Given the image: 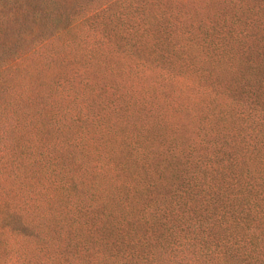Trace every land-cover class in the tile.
<instances>
[{
	"label": "trees",
	"instance_id": "trees-1",
	"mask_svg": "<svg viewBox=\"0 0 264 264\" xmlns=\"http://www.w3.org/2000/svg\"><path fill=\"white\" fill-rule=\"evenodd\" d=\"M0 264H264V0H0Z\"/></svg>",
	"mask_w": 264,
	"mask_h": 264
},
{
	"label": "rangeland",
	"instance_id": "rangeland-1",
	"mask_svg": "<svg viewBox=\"0 0 264 264\" xmlns=\"http://www.w3.org/2000/svg\"><path fill=\"white\" fill-rule=\"evenodd\" d=\"M19 44V43H18ZM18 44L16 45V46H14V49H18L17 47H18ZM25 240H26V238H25ZM9 241H11V239H9ZM12 242V241H11ZM17 243L19 244V245H21V246H23L24 247V242H19V241H17ZM36 254H39L38 252L36 253Z\"/></svg>",
	"mask_w": 264,
	"mask_h": 264
}]
</instances>
